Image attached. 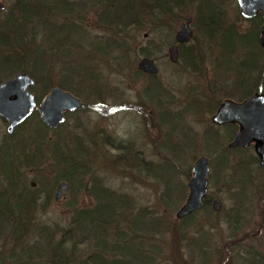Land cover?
<instances>
[{
	"label": "rangeland",
	"instance_id": "1",
	"mask_svg": "<svg viewBox=\"0 0 264 264\" xmlns=\"http://www.w3.org/2000/svg\"><path fill=\"white\" fill-rule=\"evenodd\" d=\"M1 1L6 6V11L0 12V27L4 29L5 21L13 10L15 0ZM47 1L45 3L47 12H41L39 16L25 22L22 43L24 50L29 51V58L27 61L26 58L23 59L25 61L23 63L24 66L31 67L35 61L34 47H46L45 30L39 22L43 18L49 22L57 21L60 26L63 25V20L70 21L72 27L80 32L70 29L69 26L62 30L61 33L69 41L59 42V49L56 47L58 43L56 35L52 38V62H50L54 65V69H52L51 78L52 83L55 84L65 74V69H71L70 66L92 68L91 70L99 75L98 86L103 100L89 91L82 90L78 97L86 104V107L84 105V109L70 112L67 120L72 130L80 129L86 134L85 143L93 159L91 164H88L89 174L83 181L80 180L82 183L76 181V187L73 186L71 190L68 184V189L63 196L55 199L56 186L62 181L57 180L52 187V177L55 171L57 173V168L52 166L51 158H45V164L39 159L34 160L33 155L38 154L39 143L21 141L24 135L34 131L36 120L34 114L28 119L26 127L12 136L6 134L5 124L0 119V148L1 145L17 147L16 153H14V147L4 151L5 164L8 166L15 155L14 167L17 168L18 173L15 178L18 180L17 183L15 180L17 188L12 190L9 188L8 180L3 177L0 163V194H3L0 195V209L5 207L6 213L12 214L18 213V210L27 212L22 223L26 233L22 237L16 239V233H11L10 224L16 223L13 222L16 221L14 217L7 219V222L3 224V231L0 234V264H50L48 245L43 244L42 237H52L54 223L64 226L72 208L86 207L92 203L93 198L89 194V187L93 178L114 190L117 189L120 193L131 195L139 207L158 206V212L174 220L176 211L188 196L189 169L191 170L195 159L203 155L210 163L220 154L215 140L212 142L203 139L205 132L216 127L223 141L226 134L224 125L218 126L211 122V116L215 111L212 114L196 113V110L191 108L192 103L195 102L194 98L203 100L213 96L212 99L215 102V96L219 102L224 98L239 101L238 97L242 95L237 87V78L232 65L223 67L220 61H214L216 52L213 53V47L202 37L195 23L191 24L192 37L184 44H190L196 49L199 55L198 70L190 72L169 60L167 49L172 44L175 33L181 29L185 21L181 17H194L196 11L194 4L188 7L183 6L181 11H173L170 19L173 36L170 42L164 40L158 32H151L148 26L155 16L149 15V12L141 14L143 23L140 26L127 29L120 36L115 33L114 24L109 26V29L100 20L105 3H94L92 0ZM212 1L219 8L225 23L232 24L239 30L250 27V22L241 17L235 0ZM64 4L68 5L67 9ZM11 17L14 18V16ZM16 21L21 22L18 19ZM9 29L14 31L16 26L9 23ZM53 29L52 26V31ZM112 33L122 44V48H117L111 43ZM15 36L13 37V34L10 36L9 44L17 42L13 39ZM92 43L96 45L102 43L108 54L92 53ZM121 49L127 50L126 55L121 53ZM47 50L49 52L50 48ZM66 51L67 56H61ZM143 52L148 53L158 66V72L153 80L148 79L146 74L136 73L139 71L138 61L145 56ZM3 54L9 56L13 54V51L7 46ZM118 55L123 56L125 66L120 64L121 59L117 60ZM129 60H133L134 63L131 64ZM45 61L47 62L46 59ZM10 76L7 72L0 70V80ZM176 76H180V81ZM151 82L169 91L173 97V103L166 101L157 106L156 100L148 99L144 88ZM49 89L45 93H48ZM33 90L37 96L41 93L39 83H36ZM163 108L165 111L170 109L173 114L177 111L181 113V122H177L175 128L172 129L170 124H164L161 121ZM80 124L81 127L76 128ZM44 133V139L48 140L49 144L57 135L51 129ZM172 145L176 146L175 149L173 148L175 153L181 150L183 152L177 156L176 168L166 176L161 175V178L127 169L117 161L121 155L118 147L125 146L130 147L133 152L139 151L140 155L146 161H151L153 165L161 166L168 162L167 160H173ZM49 146L47 144L43 149L47 151ZM248 149L249 152L244 154L245 156L254 153L252 145ZM45 154L46 157H52L49 152ZM257 165L259 161L249 165L250 175L249 179L244 180L245 182H240L238 177L232 178L229 173L218 169L214 172L212 182L210 180L208 182L207 195L211 198L210 205L213 199H219L222 204L220 213L212 216L199 212L193 223H203L207 227L210 224L214 225L208 230L213 237L211 246L221 250L218 258L215 257L203 263L200 259L191 261L186 249L185 254H182L179 244L172 243L168 236L158 235L152 240L159 251L155 257L157 264H250L249 257L252 253L258 251L264 255V167L259 168ZM187 173H189L188 176H186ZM164 180L170 183L173 195L178 198L177 203L168 206L160 203ZM32 182L34 185H31ZM82 185H86V188L83 189ZM10 189L14 193L11 194ZM18 189L22 190L21 193H18ZM236 194H239V200ZM238 205L240 209L237 222L234 223V219L227 222L225 218L234 216ZM222 246L224 248H220ZM91 250L88 245H83L78 255L84 258ZM108 259H111L110 256Z\"/></svg>",
	"mask_w": 264,
	"mask_h": 264
},
{
	"label": "trees",
	"instance_id": "2",
	"mask_svg": "<svg viewBox=\"0 0 264 264\" xmlns=\"http://www.w3.org/2000/svg\"><path fill=\"white\" fill-rule=\"evenodd\" d=\"M92 1L94 3H105L103 11L101 10L103 16H101L100 20L109 29V26L114 24L115 33L120 36L127 29L140 26L143 23L141 14H147L149 12V15L155 16L153 22L148 26L151 32H158L164 40L170 42L173 36V28L170 23L173 11H181L183 10V6L186 5L188 7L194 4L196 11L194 17H192V23H195L202 37L213 47V53L216 52V59L214 61H220L223 67H227L228 65L231 67L232 65L234 75L237 78V87L242 92L238 100L240 101L248 97L255 91L264 93V48L260 46L258 39L259 28L262 24L261 14H258L252 19H248L250 22L248 29L239 30L236 26L224 22L219 8L216 7L212 0ZM33 2L34 0H27L24 7L20 9V14L24 18V21H28L35 16L37 17L41 13L38 8H35L37 7V3ZM32 10H34V13H32ZM41 15L43 16V14ZM38 18L42 19V17ZM186 18L184 16L181 17L183 20H186ZM39 22L45 30L44 43L46 42L47 44H45L46 47H34L33 57L35 61L32 66H24L23 62L25 61L23 59L26 58L27 61L29 51L24 50L22 36L18 35V37L13 38L17 40L16 43L13 42V44L8 43L9 45H5L9 46L13 54L7 57L3 56V60L0 61V70L7 72L11 76L22 71L28 72L41 87V93L37 96L39 102L46 94L45 91L47 92L54 85L70 91L77 97L82 93V90H86L101 98L102 96L98 86L100 77L91 70L92 68L70 66L69 68L71 69H65V74L59 81L55 84L52 83L51 73L52 69H54V65L51 64L52 38L55 36L52 33V20L49 22L46 18H43ZM112 32L114 33V30ZM113 33L112 38H110L111 43L117 46V48H122V44L116 40ZM56 38L58 41L56 47L58 49L60 48L59 42L64 43L65 41H69L65 39L62 33H57ZM92 44V53L99 54V52H105V54H108L102 43L97 45ZM49 48L50 51L48 52L47 49ZM121 51L122 54L126 55L127 50L121 49ZM67 54L66 51L61 56L64 57ZM143 54L149 56L146 52H143ZM121 55H118L117 60L119 61L121 59L120 64L125 66L126 62ZM198 58L199 55L194 46L190 44H179L178 61L173 64L181 65L190 72H195L198 70ZM128 62H131V64L134 63L133 60H129ZM136 73L139 75L142 72L136 71ZM146 77L153 80L155 75H146ZM176 77L180 81V76ZM144 89L146 97L150 100H156L155 104L157 106L166 101L172 104L174 101L169 91H166L163 86H159L157 83L151 82ZM212 97L210 96L208 99L202 98L203 100L194 98L195 102L192 103L191 108L193 107L192 109L196 110V113L207 112L208 114H212L220 103L218 98L215 99V96V102H213ZM101 99L103 100V98ZM84 105L86 107L85 103ZM34 116L36 117L34 131L24 135L21 141H26L25 143L29 141L39 143L37 146L38 154L33 155L34 160L39 159L41 163L45 164V158H51L52 166L58 170L57 173L55 171L52 177V187L57 180H65L71 190L73 186L76 187V181H80L81 179L83 181L86 175L89 174L88 164H91L93 156L87 149L85 143L84 137H86V134L81 132L80 129L79 131L77 129V131L71 129V126L67 123L69 113L66 114L63 123L59 124L55 129L49 128L41 120L38 112H35ZM161 121L164 124H170L173 129L175 128V124L177 125V122H181V113L177 111L173 114V111L170 109H166L165 111L163 108ZM27 124L28 119L18 125L13 133L6 134L12 136L14 133L26 127ZM80 127L81 124L77 125L76 128ZM223 127L226 131L224 141L220 139L216 127L211 130L209 129L203 136V139L207 141L213 142L215 140L220 153L210 162L209 180L212 182L214 172L218 169L229 173L232 178L238 177L240 182H245L249 179L250 175L249 165L256 164L258 158L254 153H249L245 156L244 154L249 152L248 148H228L227 143L236 132L237 125L231 123ZM50 129L57 134L51 144H49L48 140L44 139V132ZM47 144L50 146L45 151L43 147L45 145L47 146ZM174 147L176 146L171 147L174 155L173 160H167L168 162H165L161 166L153 165L151 161H146L140 155L139 151L133 152L130 147L125 146L118 147L121 155L117 161L127 169L138 170L145 174H151L156 178H161V175L165 174L166 176L176 168L177 156L183 152V150L178 148L181 151L175 153ZM46 152H49L52 157H46ZM0 159L3 177L11 185V177L18 174L17 168L14 167L15 156L10 162L13 166L10 163L6 166L4 155ZM257 166L260 168V165ZM189 172H191L190 169ZM188 175L189 173L186 176ZM99 181L96 178L92 179L89 194L93 199L90 205L86 207L75 206L72 208L68 221L64 226L61 227L59 224L54 223L52 225V237H42L43 244L48 245L50 264H157L155 257L159 251L157 246L152 243V240L157 238L158 235L160 237L168 236L172 243L179 244L182 254H185L186 249L191 261L200 259L203 263L207 260L215 259V257L218 258L220 255L221 250L211 246L213 237L210 235L208 229L214 225L210 224L207 227L203 223H193L199 212H205L212 216L220 213L212 210L209 195L205 197L200 210L181 219L175 218L173 220L158 212V206L154 208L139 207L131 195L120 193L117 189L114 190ZM80 183L82 182L80 181ZM163 183L164 190L160 203L166 206L177 203L178 198L173 195L174 192L170 183L165 180ZM84 188H86V185L83 186ZM236 198L237 200L240 199L239 194H236ZM4 208L0 209V234L3 231V224L7 222L6 220L14 217L16 221L13 222L16 223L10 224L11 233H16V239L20 236L22 237L26 233L22 223L27 212L18 210L16 214H12L11 212L6 213ZM239 209V205L236 206L234 216H229L225 220L231 222V219H234V223L237 222ZM49 241L52 242L50 243ZM83 245H88L92 249L84 258L78 255L79 249ZM220 248H224V246ZM108 256L111 259H108ZM249 263L264 264V255L258 251L252 253L249 257Z\"/></svg>",
	"mask_w": 264,
	"mask_h": 264
},
{
	"label": "water",
	"instance_id": "3",
	"mask_svg": "<svg viewBox=\"0 0 264 264\" xmlns=\"http://www.w3.org/2000/svg\"><path fill=\"white\" fill-rule=\"evenodd\" d=\"M240 15L252 19L258 13L263 17L259 28V44L264 48V0H236ZM191 18H187L181 29L175 33L176 43L188 42L192 37ZM174 43L168 48L169 60L178 61V46ZM137 69L148 75H156L158 67L154 59L142 57L137 63ZM34 78L27 72H18L0 84V115L7 121L5 132L13 133L15 128L26 120L37 109L41 120L55 129L65 120L66 113L84 107V102L70 91L59 86H53L36 106L34 94L29 87L34 85ZM37 107V108H36ZM211 122L222 126L234 123L237 130L228 142L230 149L248 148L253 146L259 165L264 167V93L255 92L252 95L236 101L224 98L211 116ZM210 163L206 156H199L191 167L187 181L188 196L175 213L176 219H181L202 208L208 193ZM68 189V183L60 181L55 189L54 198L59 199ZM215 212L221 210V201L213 199L211 203Z\"/></svg>",
	"mask_w": 264,
	"mask_h": 264
},
{
	"label": "flooded vegetation",
	"instance_id": "4",
	"mask_svg": "<svg viewBox=\"0 0 264 264\" xmlns=\"http://www.w3.org/2000/svg\"><path fill=\"white\" fill-rule=\"evenodd\" d=\"M27 0H15V4L13 5V10H12V12L10 13V18L8 17L7 19L8 20H6L5 22H6V24H5V28L3 29V28H1L0 27V61L1 60H3V56L4 57H7V56H5L4 54H3V50L4 49H6V47L7 46H5V45H7V43H8V39L10 38V36L13 34V37H14V35H16L17 37H18V35H20V36H22V39H23V37H24V34H25V22H29L30 20H32V19H34V17L32 18V19H30V20H28V21H24V18L21 16V14H20V9L21 8H23L24 7V5H25V2H26ZM236 1V0H235ZM33 3H37L36 5H37V7H35V8H38L39 9V11H41V12H43V13H45V12H47V10L45 9V3H46V0H40V1H35L34 0V2ZM236 4H237V2H236ZM238 6V5H237ZM64 7L67 9L68 8V5L67 4H64ZM6 11V6L2 3V1L0 0V12L1 13H4ZM36 11V10H35ZM70 12V11H69ZM240 13V12H239ZM258 14H260V13H258ZM257 14V15H258ZM256 15V16H257ZM11 16H14V18L13 17H11ZM262 16V15H261ZM242 17V16H241ZM189 18V17H188ZM192 20H191V23H190V27H191V24H192V21H193V18L192 17H190ZM243 18V17H242ZM20 20L21 22H17L16 20ZM187 19V18H186ZM245 19V18H244ZM246 20H248V19H246ZM48 21V20H47ZM186 21V20H185ZM184 21V22H185ZM63 25L61 24V26L60 25H58L59 23L57 22V21H52V26L54 27V29H53V31H52V33L54 34V35H57V33H61L62 32V30H64V29H67V27L69 26L70 27V29H72V30H74V31H77V32H79L78 30H75L73 27H72V25H71V22L70 21H67V20H63ZM262 22H263V17H262ZM9 23H11V24H13V25H15L16 26V29L14 30V31H10V29H9ZM39 23V22H38ZM184 24V23H183ZM80 33V32H79ZM15 36V37H16ZM174 43H176V41H175V35H174V40L172 41V44H174ZM184 43H186V42H184ZM184 43H176L177 44V46H178V49H179V44H184ZM171 44V45H172ZM169 48V47H168ZM179 53V52H178ZM167 54H168V49H167ZM146 57H149V56H147V55H145ZM145 56H143V57H145ZM149 58H151V57H149ZM153 59V58H152ZM155 61V60H154ZM156 63V62H155ZM157 65V64H156ZM158 67V66H157ZM22 72H26V71H22ZM141 72V71H140ZM28 73V72H27ZM143 73V72H142ZM29 74V73H28ZM145 74V73H144ZM15 75V74H14ZM30 75V74H29ZM146 75H148V74H146ZM13 76V75H12ZM12 76H10V77H12ZM31 76V75H30ZM9 77V78H10ZM9 78H7V79H9ZM7 79H5V80H0V84L2 83V82H4V81H6ZM34 81H35V79H34ZM35 83H36V81L34 82V85H32L31 87H29V90L34 94V97H35V102H36V106L38 107V105L40 104V102L38 101V99H37V95L35 94V92H34V87H35ZM50 90V89H49ZM49 92V91H48ZM47 94V93H46ZM45 94V95H46ZM44 95V96H45ZM43 96V97H44ZM42 100V99H41ZM36 107V108H37ZM80 110V109H79ZM77 111V110H76ZM35 112H38V110L37 109H35L33 112H32V114H34ZM39 113V112H38ZM70 113V112H69ZM32 114L30 115V116H32ZM67 114V113H66ZM29 116V117H30ZM40 116V115H39ZM29 117L27 118V119H29ZM0 119L3 121V123L5 124V127H6V125H7V121L3 118V116L2 115H0ZM26 119V120H27ZM26 120H24V121H26ZM23 121V122H24ZM22 122V123H23ZM20 125V124H19ZM9 147H14L15 149L14 150H17L16 148L17 147H15V146H10V145H1V156H3L4 155V151H6V149H8ZM14 153H16V152H14ZM0 156V157H1ZM15 156V155H14ZM16 176H18V174H15V175H13L12 177H11V180H12V183H11V185L9 184V182H8V185H9V188H11L12 190H16V188H17V184H15V180H16V183H17V179H15L16 178ZM34 182H32L31 183V185H34L33 184ZM19 190V192L18 193H21V189H18ZM10 193L12 194V193H14L13 191H10Z\"/></svg>",
	"mask_w": 264,
	"mask_h": 264
}]
</instances>
